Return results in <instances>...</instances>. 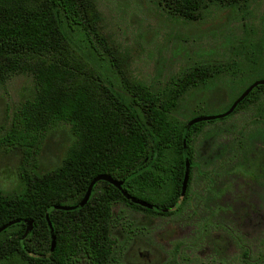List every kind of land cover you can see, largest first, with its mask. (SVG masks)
<instances>
[{
  "label": "trees",
  "instance_id": "trees-1",
  "mask_svg": "<svg viewBox=\"0 0 264 264\" xmlns=\"http://www.w3.org/2000/svg\"><path fill=\"white\" fill-rule=\"evenodd\" d=\"M252 1L159 4L175 17L196 21L214 6L242 9ZM243 70L229 63L195 62L155 89L123 68L103 33L96 0H0V85L23 73L31 74L37 86L14 113L2 143L32 152L60 122L71 126L74 137L60 164L22 173L15 192L0 190V227L19 220L0 233V264H111L117 253L112 237L116 204L151 216L181 210L191 198L194 162L184 189L183 136L190 118L175 114L178 104L190 89ZM239 80V94L254 82L244 75ZM263 94L264 85H259L232 114L194 123L187 134L191 160L194 136L207 122L227 119ZM100 174L122 180L124 190L150 206L134 203L101 180L83 208H57L80 202ZM47 218L57 236L54 249ZM24 219L34 222L27 235Z\"/></svg>",
  "mask_w": 264,
  "mask_h": 264
},
{
  "label": "rangeland",
  "instance_id": "rangeland-1",
  "mask_svg": "<svg viewBox=\"0 0 264 264\" xmlns=\"http://www.w3.org/2000/svg\"><path fill=\"white\" fill-rule=\"evenodd\" d=\"M96 2L103 33L127 74L155 89L195 62L244 69L190 89L175 111L181 120L196 112H225L239 95L241 75L264 78V0L242 9L214 6L196 21L175 17L159 0ZM36 89L33 76L23 73L0 85L4 192L19 189L22 173L45 172L60 164L74 141L71 126L60 122L32 152L2 143L14 113ZM193 157L191 198L178 212L151 216L115 205L112 237L117 253L111 264H264V94L230 118L205 125L194 136Z\"/></svg>",
  "mask_w": 264,
  "mask_h": 264
},
{
  "label": "water",
  "instance_id": "water-1",
  "mask_svg": "<svg viewBox=\"0 0 264 264\" xmlns=\"http://www.w3.org/2000/svg\"><path fill=\"white\" fill-rule=\"evenodd\" d=\"M259 85H264V78L262 79H258L256 81H254L253 83H251L241 94L240 96L234 101V103L232 104V106L224 113L222 114H216V115H203V116H197L193 119H191L185 130H184V136H183V140H184V157H185V163H186V170H185V177H184V182H183V188L186 189L187 183L190 179V173H191V158L189 156V150H188V145H187V134L189 129L192 127V125L196 122H200V121H206V120H212V119H216V118H222V117H226L229 114H231L235 108L238 106V104L245 99V97H247L250 92L257 86ZM108 181L110 183H112L113 185H115L118 189H120V191L124 194L125 197H127L128 199H130L131 201H133L134 203H138L144 206H150L148 203H146L143 200H140L139 198H136L134 196H131L126 190H124L123 188V181L122 180H118L116 178H114L113 176L109 175V174H100L97 177H95L91 183L88 186V189L84 195V197L81 199L80 202H78L77 204H73V205H58L57 208L59 209H63V210H67V211H72V210H78L83 208L89 201L91 194L93 192L94 186L97 182L99 181ZM48 219V226H49V230H50V235H51V243H52V249L55 248L56 246V242H57V236H56V232L53 226V223L51 222V220L49 218ZM19 220H13L10 221L4 225H2L0 227V233L2 231H4L6 228H8L10 225L18 222ZM24 223L26 224V231H25V235L29 234L33 229H34V222L31 219H24L23 220Z\"/></svg>",
  "mask_w": 264,
  "mask_h": 264
},
{
  "label": "flooded vegetation",
  "instance_id": "flooded-vegetation-1",
  "mask_svg": "<svg viewBox=\"0 0 264 264\" xmlns=\"http://www.w3.org/2000/svg\"><path fill=\"white\" fill-rule=\"evenodd\" d=\"M239 96H240V94H239L235 99L231 100V101L228 103L226 111L232 106V104L234 103V101H235ZM238 105H239V104H238ZM236 108H237V107H236ZM236 108H235V109H236ZM226 111H225V112H226ZM233 112H234V111H233ZM233 112H232V113H233ZM196 113H198V112H196ZM196 113H195V115L192 116L189 120H191V119H193V118H195V117H197V116H203V115H199V114H196ZM223 113H224V112H223ZM232 113H231V114H232ZM218 114H222V113H218ZM235 114H236V113H235ZM213 115H216V114H213ZM229 115H230V114H229ZM232 116H233V115H232ZM222 118H223V117H222ZM228 118H230V117H228ZM228 118H227V119H228ZM223 120H226V119H223ZM206 121H210V120H206ZM218 121H222V120H218ZM218 121H216V122H218ZM216 122H207V124H208V123H216ZM207 124H206V125H207ZM192 160H193V161H192ZM192 160H191V162H194L193 165H194V169H195V167H196V162H195V160H194V157L192 158ZM191 166H192V163H191ZM193 173H194V170H193ZM193 176H194V175H193ZM193 178H194V177H193ZM192 181H193V180H192Z\"/></svg>",
  "mask_w": 264,
  "mask_h": 264
}]
</instances>
